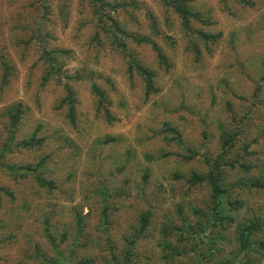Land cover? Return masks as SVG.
I'll use <instances>...</instances> for the list:
<instances>
[{"label": "rangeland", "instance_id": "1", "mask_svg": "<svg viewBox=\"0 0 264 264\" xmlns=\"http://www.w3.org/2000/svg\"><path fill=\"white\" fill-rule=\"evenodd\" d=\"M110 1L131 3L110 15L127 34L154 41L168 62L159 63L146 42L128 41L155 73L158 91L146 98L142 77L136 71L129 76L126 59L113 49L87 0H49L44 8L41 0H0V55L12 67L8 82L0 81V264H121L147 211L150 226L135 245V264H264V250L246 260L235 230L239 222L264 221V186L244 188L254 178L264 181V79L257 68L235 71L237 60L264 55V0L233 5L234 14L222 0H204L213 6V29L222 34L209 48L201 44L200 55L158 0ZM147 12L157 18L158 32ZM245 24L253 25L250 33L242 31L246 44L233 49L228 33ZM53 47L67 50L59 57L61 76L78 75L70 80L78 99L75 125L59 106V77L40 84L41 49ZM232 62L234 68L228 67ZM2 72L0 62V79ZM90 83L105 91L111 121L96 110ZM16 105L22 114L14 130L8 114ZM241 120L251 131L248 139H255L250 155L238 157L233 147L221 157L220 135ZM33 134L44 141L26 148L22 142ZM40 158L43 166L25 175L2 166L33 168ZM215 159L222 163L221 185H231L217 210L207 181L188 180L191 173L206 175ZM36 173L52 185L37 183ZM231 199L242 201L241 210L229 206ZM228 218L233 224L211 231L209 221ZM185 222L194 233L181 229ZM165 242L179 252L173 259L167 251L164 258Z\"/></svg>", "mask_w": 264, "mask_h": 264}, {"label": "trees", "instance_id": "2", "mask_svg": "<svg viewBox=\"0 0 264 264\" xmlns=\"http://www.w3.org/2000/svg\"><path fill=\"white\" fill-rule=\"evenodd\" d=\"M92 12L96 15L98 25L101 27L108 35L110 39V43L114 50L118 51L119 54H121L127 62V72L129 76L132 75L134 71H136L143 79L144 86H145V98L149 95V93H155L158 90L155 86V73L149 69L147 65H144L138 57L135 55L134 51H132L130 48L129 43H138L146 42V44H149L153 50L155 51L159 63H165L168 64L166 61V57L162 53V50L160 47L150 39H144V38H138L135 37L133 34H127L126 29L119 23L117 19L112 17L110 15V11H116L120 8H123L125 5H129L131 3L127 1H114L111 2L110 0H87ZM163 7H165L167 10L170 9L175 16L178 18L181 26V30L184 32L185 36L188 38V45L189 49H191L192 52H195L196 55H200L199 46L201 44H204L207 46V48L210 47V44L217 43V38L222 34V32L218 31L215 32L213 29L214 25L216 24V20L212 19L213 16V6H208L207 3L204 0H158ZM49 0H41V3L43 4V8L47 6V3ZM222 3L224 4V9L228 11V13L234 14V11L232 9L233 5H240L241 4L244 7H253L256 2L254 0H232L230 3L227 2V0H222ZM136 4V2L132 3ZM242 6V7H243ZM243 7V8H244ZM166 10V11H167ZM147 15L149 19L151 20V28L156 31L158 28V20L153 15V13L147 12ZM264 24V21H263ZM251 24H245L244 26L238 27V28H232L230 29L228 33V44L235 49L237 45H244L246 44V38L247 35L244 36L242 39V31L246 32V34L251 32L252 29ZM158 32V30L156 31ZM158 34V33H156ZM43 35H40V40H43ZM170 37V36H169ZM130 39V40H129ZM172 40V39H170ZM129 41V43H128ZM67 50H64L62 48H44L41 49V53L39 55V60L43 63V74L41 77L40 84L41 86H44L54 75H57L59 77V82L62 85L63 88V97L59 103V106H65L66 108V115L73 125H75V119H76V104L78 102L76 93L73 89V87L70 84V80H75L78 78V75H68L67 73L64 74V77L61 73V70L63 69L62 61L60 60V56L65 55ZM3 55H0V62L2 65L3 72L1 74V84H5L9 80V75L11 73L12 67L9 64L7 60L3 59ZM234 62L229 63L227 65L228 67L233 66ZM237 67H235V71H241V72H247V69L250 67H253L254 69H258V75L260 78L264 79V55L262 54H253L251 53L245 60H237L236 61ZM235 71H230L231 73H235ZM258 89L261 88V85L259 84L256 86ZM90 90L96 97V103L97 111H104L106 118L108 121H111L112 115L109 111V109L105 106V103L108 102L107 96L105 94V91L101 89L99 86H97L95 83H90ZM254 97H256L255 93H253ZM12 108H9V110ZM22 114V109L20 105H16L14 109L8 114L10 118V126L11 129L17 128L20 117ZM233 122H235L233 120ZM240 124L236 125L235 129L223 132L220 135L221 139V146L223 148V152L221 153V157H224L225 153H229L232 151V148L234 147L236 149L238 157H241L242 154L250 155L251 153V147L254 144L255 139H248L249 135L251 134V131L247 129L244 122L241 120ZM166 128L170 130L171 132H177L176 129L171 128L170 125L166 124ZM13 133V130H12ZM44 141L43 137H38L35 134H33L29 139L24 140L22 144L26 148H32L35 146H40L42 142ZM166 142V140H164ZM43 158H40L38 162L33 166V168L30 165L27 166H15V165H5L2 164L4 168H7L10 170L11 173H14L17 175H25L28 173V170L33 171L37 170L38 168L43 166ZM239 167L244 169L245 171L248 170V166L245 165L243 161H240ZM230 166L234 165L233 162H230ZM222 165V163H218L217 159L213 161L211 164L212 167H210L209 172L206 175L203 174H197V173H191L190 177L188 178L190 183L196 184V182H203L207 181V183L211 187V200L213 202V208L217 210L220 200V195L226 194L227 191L231 189V185H221V180L223 178V173H219V170L217 168ZM19 173V174H18ZM149 173V172H148ZM148 173H145L144 176H148ZM34 178L40 185L46 186V185H52L48 180H46L43 175L40 173L34 174ZM264 181L262 183L261 179L254 178L253 181L245 184L244 188L247 192H251L253 189H257L258 187H263ZM229 193V192H228ZM229 206L235 209L241 210L242 208V201L238 199H231L229 200ZM179 211L181 208H178ZM104 216L106 214V207L103 209ZM151 213L147 211L146 213H143L140 215L139 218V235H135L134 239L130 240L128 244V248L125 251V255L123 257V261L121 264H135V260H137V255L134 253V248L139 243V240L144 237V234H147L146 230L150 226V217ZM82 216L76 215V219L78 222L79 227L81 228V221ZM104 217V221H105ZM184 227L181 229L187 233L192 232L191 226L188 225L189 223H184ZM208 224V223H207ZM211 224V231H218V228L224 224L231 225L233 224V220L231 218L225 219L224 221L219 220H212L209 221V225ZM106 229V228H105ZM47 230V227H46ZM235 230L238 234V244L239 249L241 251H244L245 257L247 260V257L250 253H262L264 250V221L262 219L254 218L250 220H246L244 222L236 223ZM135 231V230H134ZM137 231V230H136ZM49 236L50 233H49ZM136 245V246H135ZM132 246V247H131ZM163 250L165 251V260L167 253L169 254V259H173L172 256L175 254L178 255L179 252H173L172 253V246L169 244V242H165L161 244ZM110 251L112 256L114 255V247L110 246ZM245 262V260L243 261ZM249 264L248 262H246ZM52 264H59L55 260L52 261Z\"/></svg>", "mask_w": 264, "mask_h": 264}]
</instances>
